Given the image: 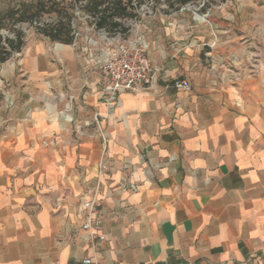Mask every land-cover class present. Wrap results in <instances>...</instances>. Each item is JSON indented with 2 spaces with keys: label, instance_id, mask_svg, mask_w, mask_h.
<instances>
[{
  "label": "crops",
  "instance_id": "1",
  "mask_svg": "<svg viewBox=\"0 0 264 264\" xmlns=\"http://www.w3.org/2000/svg\"><path fill=\"white\" fill-rule=\"evenodd\" d=\"M241 1L217 15L215 34L187 13L147 22L162 71L149 88L120 92L103 175L95 126L72 131L52 115L71 106L83 124L107 113L84 57L48 39L1 65L0 90L16 103L0 104V264H264V0ZM179 79L191 89L175 88ZM126 174L137 191L121 189ZM99 182L106 239L92 243L80 207Z\"/></svg>",
  "mask_w": 264,
  "mask_h": 264
},
{
  "label": "built area",
  "instance_id": "2",
  "mask_svg": "<svg viewBox=\"0 0 264 264\" xmlns=\"http://www.w3.org/2000/svg\"><path fill=\"white\" fill-rule=\"evenodd\" d=\"M205 3L203 2L198 8H194L191 3H186L173 14L191 11L195 16L201 18L203 22H208V14H200V10ZM109 3L103 4L99 9L106 7ZM129 12L132 16H116L104 26L99 25V12H88L82 8L76 9L77 18L70 20L71 35L73 36L72 46L78 47L85 52L83 57L86 65L92 71L99 74L98 86L102 93V102L106 106L105 115L99 112L86 119L83 124H78L71 116L70 109L58 110L52 115L55 119L63 117L72 128V131L81 132L84 126L94 125L97 133L100 135L103 143L101 157L98 163L100 174L110 173L112 160L109 154L110 131L107 128L110 116L116 107L121 104L119 98L120 92L126 91L138 93L149 88L159 77L162 68L148 56L149 42L148 32L145 30L148 21L155 19L160 11L156 0H132ZM83 21V23L81 22ZM207 23V24H208ZM82 24L84 27H82ZM174 22H169L173 25ZM209 25V24H208ZM210 27L214 30L213 25ZM85 45H82L81 42ZM216 43L210 44L211 50L207 56L213 59V48ZM233 58V56H232ZM173 86L178 89H191V85L184 79L176 80ZM7 107L13 105L12 101L7 98ZM43 100L49 102L47 96ZM175 156H170L169 161H173ZM141 165L148 180L152 181L156 176L157 167L151 159H148L147 153L142 154ZM130 165L125 164L124 169L127 172ZM134 170V169H133ZM99 182L92 194L83 198L80 212L83 217L81 225L82 237L90 242L103 241L106 235L99 233L102 224V216L98 210L101 193ZM124 191L135 192L138 184L131 182L128 174L124 175L120 183ZM82 264H106L104 262L87 257Z\"/></svg>",
  "mask_w": 264,
  "mask_h": 264
},
{
  "label": "rangeland",
  "instance_id": "3",
  "mask_svg": "<svg viewBox=\"0 0 264 264\" xmlns=\"http://www.w3.org/2000/svg\"><path fill=\"white\" fill-rule=\"evenodd\" d=\"M157 5L160 8L159 13L161 12H167L166 14H169L173 18L168 21L174 22L176 16L178 14H190L192 18L199 24L213 25V28L215 29L216 24V18L217 15L223 12V10L234 8L235 10H238L242 7V1L241 0H189L187 3H191V5L194 6V8H198L203 2L205 3L202 7H200V10H197L198 13L202 14H208L207 18L209 19L208 22H203L201 18L195 16V14L191 11H186L184 13H175L180 6L185 4H180L179 2H175V4H172L168 0H156ZM87 0H0V11L3 13L9 12L6 19V25L1 30V34L4 38H10V39H16V37L21 34L24 41V47L29 43L33 41H39V40H51L48 38L44 31L45 28L51 27L56 25L61 19L65 20L70 17L71 19L77 18L76 15V9L82 8V10H86L88 12H92L88 10ZM43 3V4H41ZM42 5V6H40ZM101 7V6H99ZM103 7V6H102ZM28 10L29 13L35 12L37 9L40 10V13L37 16H29L27 15V19L20 21L19 18L22 15V12L25 10ZM104 8H101L102 11ZM83 23V21H81ZM208 23V24H207ZM82 27L84 25L82 24ZM216 31V29H215ZM56 41H54L55 43ZM58 42V41H57ZM82 45H85L84 42H81ZM72 46V45H71ZM78 54L81 56L84 55V51L79 49L78 47L72 46ZM234 57V55H233ZM20 58V52H16L12 55V57L9 59L14 63L15 66H17V60ZM212 60V59H210ZM230 60H232V55H230ZM213 62V60H212ZM12 63V64H13ZM213 64V63H211ZM228 69L227 72H232V65H227ZM2 91V90H1ZM3 98L1 101V105H4L6 108H11L15 105L16 101L11 95L9 91H2ZM12 101L13 105H10L7 107L8 98ZM71 107V106H67Z\"/></svg>",
  "mask_w": 264,
  "mask_h": 264
},
{
  "label": "trees",
  "instance_id": "4",
  "mask_svg": "<svg viewBox=\"0 0 264 264\" xmlns=\"http://www.w3.org/2000/svg\"><path fill=\"white\" fill-rule=\"evenodd\" d=\"M88 10L92 12H100V21L99 25L104 26L108 24L110 21L111 25H115L113 23V18L116 16H132L133 13L129 12L128 8L132 2V0H87ZM172 4L175 2H179L180 4H185L189 0H168ZM105 3H109L104 9L101 11L99 6H102ZM43 4V3H41ZM42 6V5H40ZM40 13V10H36L35 12L29 13L26 9L22 12L20 21L27 19V15L29 16H37ZM10 13H3L0 11V67L1 65L9 60L12 55L16 52H21L24 47V41L21 34H19L16 39L4 38L1 34V30L6 25V19ZM45 35L50 38L52 41H58L65 44H71L73 42V36L71 35L70 28V17L65 20H60L56 25L45 28ZM3 98V93L0 90V103Z\"/></svg>",
  "mask_w": 264,
  "mask_h": 264
}]
</instances>
